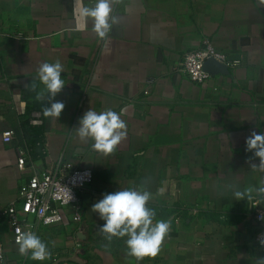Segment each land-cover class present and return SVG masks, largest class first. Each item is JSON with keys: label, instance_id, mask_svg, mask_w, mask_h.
<instances>
[{"label": "crops", "instance_id": "1", "mask_svg": "<svg viewBox=\"0 0 264 264\" xmlns=\"http://www.w3.org/2000/svg\"><path fill=\"white\" fill-rule=\"evenodd\" d=\"M73 11L74 0H0L4 264H42L19 254L4 211L13 204L19 218L34 221L23 212L20 188L34 171L60 159L94 174L81 195V223L63 208L61 224L37 228L63 264H75L65 261L69 258L84 264H256L264 248L253 240V213L264 208V200H236L234 190L258 187L264 179V172L251 170L247 161L253 154L245 144L251 131H264V6L258 0H121L107 41ZM205 41L242 64L229 68L230 75H211L197 84L176 69L184 54ZM56 60L65 81L55 97L65 104L58 120L45 116L36 99L44 89L37 68ZM91 108L123 109L127 137L114 154L103 156L91 140L81 143L75 136ZM34 110L44 115L42 127L28 124ZM7 130L15 132L11 144L3 142ZM39 137L47 156L33 145ZM18 148L30 156L24 171ZM145 187L153 194L148 207L157 220H171V229L155 258L137 261L127 255V237L104 238L98 230L104 221L91 208L105 193Z\"/></svg>", "mask_w": 264, "mask_h": 264}, {"label": "clouds", "instance_id": "2", "mask_svg": "<svg viewBox=\"0 0 264 264\" xmlns=\"http://www.w3.org/2000/svg\"><path fill=\"white\" fill-rule=\"evenodd\" d=\"M121 0H92L85 5L84 0H74V11L85 21L90 20L92 30L99 40L107 41L109 34L118 23L113 14L115 6ZM264 6V0H258ZM64 67L59 60L43 62L37 68V79L44 85V89L37 92L36 99L44 104V115L58 120L65 104L56 101L55 97L65 87L62 79ZM33 91L35 86L33 85ZM123 109L119 112L112 109L95 111L92 108L85 112L75 127V136L81 143L91 140V147L103 156L114 154L117 147L127 137V124L122 116ZM246 152L253 155L248 158V163L253 171L264 172V131H251L245 139ZM259 159V164L253 162ZM234 186L229 185L232 189ZM163 194V190L160 191ZM153 194L147 188H125L115 192L105 193L103 198L92 205L91 211L98 213L104 221L98 228L104 238L111 242L113 238H125L127 255L142 261L146 257L155 258L162 250L166 237L170 234L171 220H157L156 211L148 207ZM236 200L255 199L264 200V179L258 187H247L244 190H234ZM264 220V213L259 217ZM18 235L16 243L21 256H29L35 261H44L52 255L47 244L34 232L16 230ZM259 244L264 248V234L258 238ZM256 264H264V256H258Z\"/></svg>", "mask_w": 264, "mask_h": 264}, {"label": "built area", "instance_id": "3", "mask_svg": "<svg viewBox=\"0 0 264 264\" xmlns=\"http://www.w3.org/2000/svg\"><path fill=\"white\" fill-rule=\"evenodd\" d=\"M17 38L21 37L17 36ZM210 59L228 68H237L242 64L241 60L230 58L227 54L217 50L211 42L205 41L202 48L184 54L176 71L193 83H204L211 77L205 70V64ZM152 84L153 81L149 80L146 92H149ZM29 124L35 128L42 127L44 125L43 113L40 111L33 112ZM2 138L5 144H11L15 138V132L7 130L3 133ZM35 146L41 155H48V147L44 141H39ZM17 153L19 169L24 171L30 156L21 148L17 149ZM93 178L92 170L78 169L64 159L53 163L52 166L42 172L34 171L19 191V199L23 203V212L34 218V221L19 218L13 204L4 211L14 233L15 243L18 235L17 229L36 234L39 226L50 227L61 224L64 219L63 208H70L73 211L75 222L81 223L83 221L81 195L92 184ZM192 213L197 214V211ZM262 213H264V208H257L253 213L257 228L253 240L259 247L261 246L258 238L264 234V220L259 218ZM51 258L56 261L59 259V255L52 254ZM5 261V247L0 243V264H4Z\"/></svg>", "mask_w": 264, "mask_h": 264}, {"label": "water", "instance_id": "4", "mask_svg": "<svg viewBox=\"0 0 264 264\" xmlns=\"http://www.w3.org/2000/svg\"><path fill=\"white\" fill-rule=\"evenodd\" d=\"M205 70L210 75H219V74L230 75V70L227 66L220 64L213 59H210L206 62ZM65 261L75 263V264H84L82 261L75 259V258H69V259H66Z\"/></svg>", "mask_w": 264, "mask_h": 264}, {"label": "trees", "instance_id": "5", "mask_svg": "<svg viewBox=\"0 0 264 264\" xmlns=\"http://www.w3.org/2000/svg\"><path fill=\"white\" fill-rule=\"evenodd\" d=\"M35 111H38V110H34L31 112V114ZM31 114L29 116V119H28V124H29V121H30V117H31ZM30 126V125H29ZM39 141H41V138H37L34 142H33V145H36ZM83 250H84V253L81 255L83 259H86L87 257V249H86V246L83 247ZM62 257L59 256V259L54 261L51 257L49 259H47L46 261H43V262H40L42 264H63V261L61 260Z\"/></svg>", "mask_w": 264, "mask_h": 264}]
</instances>
